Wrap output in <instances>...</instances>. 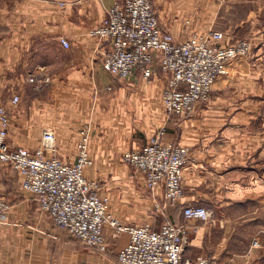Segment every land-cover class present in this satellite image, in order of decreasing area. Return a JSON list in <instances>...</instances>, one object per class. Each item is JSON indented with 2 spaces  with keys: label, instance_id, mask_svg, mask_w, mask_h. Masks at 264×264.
<instances>
[{
  "label": "crops",
  "instance_id": "1",
  "mask_svg": "<svg viewBox=\"0 0 264 264\" xmlns=\"http://www.w3.org/2000/svg\"><path fill=\"white\" fill-rule=\"evenodd\" d=\"M116 1L0 0V106L9 115L11 147L35 149L43 131L50 130L57 156L72 163L82 125L90 123L95 129L89 152L99 166L143 148L153 135L166 77L155 67L149 81L139 73L128 80V85L149 86L150 93L126 96L117 88L114 93L115 78L102 68L109 43L89 35ZM152 3L161 30L176 42L217 30L228 43L249 40L252 53L227 64V74L216 80L206 103L167 123L170 132L164 140L190 150L178 204H164L162 188L147 191L144 176L127 166L126 173L111 177L122 189L100 194L125 225L147 223L152 230L165 222L185 225L184 259L264 264V0ZM101 75L110 82L103 84ZM29 76L49 83L38 91L26 82ZM14 95L19 97L16 104ZM135 125L142 130H133ZM85 176L102 178L96 169H87ZM21 181L16 171L0 163V198L9 204L0 221V264H116L117 253L128 244L127 234L113 238L105 227L107 253L86 247L39 212ZM156 203L161 204L159 212L154 211ZM188 205L204 207L211 219H185L182 208Z\"/></svg>",
  "mask_w": 264,
  "mask_h": 264
},
{
  "label": "built area",
  "instance_id": "2",
  "mask_svg": "<svg viewBox=\"0 0 264 264\" xmlns=\"http://www.w3.org/2000/svg\"><path fill=\"white\" fill-rule=\"evenodd\" d=\"M89 35L108 41L102 68L117 80L128 81L139 73L142 80L149 81L154 68L159 69L166 77L161 101L169 118L187 116L198 104L206 103L216 80L227 74V64L252 53L249 40L228 43L224 33L217 30L176 42L161 30L152 0H117L107 10L104 23ZM59 40L63 47H68L66 39ZM26 82L42 91L49 80L29 76ZM18 101L19 97L14 95L12 103ZM8 127L7 109L0 106V163L9 165L21 176L22 190L36 199L40 213L86 247L106 254L104 229L109 227L111 237L123 233L129 237L128 244L116 255V264H221L206 257L183 258L187 237L183 224L165 222L158 230H152L147 223L125 225L112 215L107 199L98 193L99 183L85 176L93 164L88 128L83 127L79 133L74 162L65 163L57 156L52 131H43L35 149H23L8 144ZM165 133V127L159 128L143 148L123 153L121 161L144 176L147 191L161 187L164 204L176 205L183 196V169L190 150L166 142ZM8 209L9 204L0 198V221ZM160 210L161 204L156 203L154 211ZM182 215L202 222L211 219L202 206H184Z\"/></svg>",
  "mask_w": 264,
  "mask_h": 264
},
{
  "label": "rangeland",
  "instance_id": "3",
  "mask_svg": "<svg viewBox=\"0 0 264 264\" xmlns=\"http://www.w3.org/2000/svg\"><path fill=\"white\" fill-rule=\"evenodd\" d=\"M100 78H101L103 84H107L108 82H110V78H108L107 75H101ZM112 78L113 77L111 76V79ZM112 80H114V79H112ZM114 84L116 86L114 93H116L117 89H118V91H117L118 93H123L126 96H129V95H140V96H142L144 94L150 93V91L148 90L149 86H142L138 82H135L134 84L128 85V81H120V80L115 79ZM111 93H113V92H111ZM158 114L160 115V117H159L160 123H159L158 127L156 128V130L154 131V133L159 128H162V127H165L166 132H170L169 129L167 130V123L174 120V118H169L167 116V114L165 113L163 107H162V110ZM132 118H135V117H132ZM82 126L89 129V135L91 138L92 137L91 134L93 133V128L95 129V125H90V123H88V124H84ZM132 129L135 131H141L142 130V128L139 127L138 125L132 126ZM75 135H76V139H77L78 136H77V134H75ZM75 135H71V136H75ZM65 136H68V138H70V134L65 135ZM76 139H75V141H76ZM75 141H74V144H75ZM89 146H90V139H89ZM91 158H92V156H91ZM92 160H93V164H92L91 168H89V169L98 170L100 177H102L101 179L96 180L100 185V189L98 191L99 194H100V192L105 193L110 189H114V190L115 189H118V190L122 189V183L121 182L111 181V177H113L112 176L113 174L122 175L123 173H126L128 170L127 169L128 166L125 165L124 163H122L121 157L118 159V161H116L114 163L111 161L110 162L105 161V163H103V164L100 163L99 166L95 165L94 158H92ZM128 168H130V167H128ZM129 170L132 171L133 169L130 168ZM97 178H99V177H97ZM97 178H95V179H97ZM113 185H115V186L113 187Z\"/></svg>",
  "mask_w": 264,
  "mask_h": 264
}]
</instances>
